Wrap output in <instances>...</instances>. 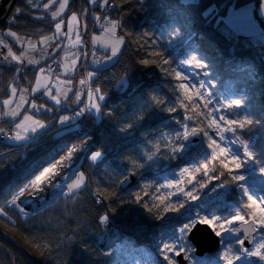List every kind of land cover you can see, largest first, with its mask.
<instances>
[{
	"label": "trees",
	"instance_id": "trees-1",
	"mask_svg": "<svg viewBox=\"0 0 264 264\" xmlns=\"http://www.w3.org/2000/svg\"><path fill=\"white\" fill-rule=\"evenodd\" d=\"M113 1L117 10L112 13L111 20L117 22L118 35L124 42L115 63L96 69L92 76L93 87L100 89L105 100L100 116L89 117L88 121L96 139L82 167L87 174V186L74 194L61 196L33 216L24 215L10 205L43 168L86 137L70 131L57 133L58 107L41 93L34 96V101L53 109L36 113L47 128L29 143L12 144L0 140V264H108L111 255L98 247L103 233L100 217L104 216V209L116 218L128 237L122 252L136 255L138 247L151 244L162 232L175 234L178 225L189 221L185 211L189 204L187 199L180 192L176 193L175 188H166L161 176L171 170L170 175L175 177L180 175L178 169L188 168L195 175V184L207 182L203 171H196L211 155L205 136L201 142L190 145L185 160H180L178 153L174 154V149L182 143L185 125L188 130L207 129L205 109L195 100H187L180 90L181 80L175 73L182 69L180 61L183 59L193 62L188 65L207 82L214 100L227 101L225 105L239 101L223 109L226 118L251 121L245 128L227 136L235 142L255 139L249 148L253 158H247L248 162L242 148L234 149L237 154H232L244 160L237 174L256 172L257 183L252 185L264 196V181L259 180L264 176L260 171L264 168V58L257 45L245 44L250 36L240 33L230 36L225 31V22L216 20L227 14L231 4L254 3L257 12L262 0ZM211 6H215L214 13L206 14ZM18 7L20 14L14 22L0 23V45L6 40L16 44L6 31L28 39H40L55 31L56 20L50 13L34 8L28 0H18ZM100 9L98 1L68 0L61 19L66 22L74 13L83 19L87 25L83 38L88 44ZM62 53L63 50L59 55ZM144 60L155 63L144 65L141 63ZM36 76L37 72L32 70H19L0 62V128L13 131L15 121L4 116L3 103L10 96L11 88H32ZM169 108H174L175 112L167 111ZM207 130L212 135V130ZM213 139L218 138L213 135ZM221 143L226 146V139ZM97 150L103 157L92 162L89 155ZM152 152L163 160L157 162L156 156L147 160ZM245 165L251 166L245 169ZM210 167L217 176L224 173L219 182H211L227 183L232 193L225 199L229 206L244 211L247 199L236 192L241 182L232 181L218 162ZM132 172L136 176L135 184L122 189V181ZM159 196L166 197L163 203L156 199ZM208 202L219 206V214L228 211L222 208L221 200ZM165 204L185 207L179 212H165ZM195 208L199 212L209 211L199 205ZM235 248L240 254V247L236 245ZM209 256L213 258V254ZM119 257L124 264L128 263L125 256ZM221 260L207 261L216 264Z\"/></svg>",
	"mask_w": 264,
	"mask_h": 264
},
{
	"label": "rangeland",
	"instance_id": "rangeland-1",
	"mask_svg": "<svg viewBox=\"0 0 264 264\" xmlns=\"http://www.w3.org/2000/svg\"><path fill=\"white\" fill-rule=\"evenodd\" d=\"M42 1L43 0H31V2H29V0H28V3L32 6L35 5L37 7L38 5L42 4ZM97 1L99 3L102 1H103V3L107 2V0H95V2H97ZM60 2H62V0H59L57 2L55 0V4H57V9H59ZM36 7H34V8H36ZM214 9H215V6H211L207 10L206 14L214 13ZM255 9H256V6L254 5V3H247V4H244L242 6H236L234 4H231L229 9H228L227 14L225 16L218 17L216 20L219 21L221 19L225 22V31L230 36H233V35L235 36L236 34H239V33L250 36L251 39L246 40L245 44L250 46V47L257 45L259 53L264 58V0H262V3L258 7L257 12L255 11ZM61 14H60V16H61ZM72 15H70L68 17L66 22L64 19H61V18H59L57 20L56 23H61L60 33H56V30H55L54 33L50 34L49 36H45V37H53L54 39H52V40L60 38L65 43V52H64L62 62H61L62 66L64 67V71H65L64 75L56 76L55 78H53L50 75H47L44 73V70L47 69V65L42 66L37 73L36 80H35L32 88L30 89V92L33 96H36V95L41 93L43 98H45L46 100H48L49 102H51L55 106H59L60 104H62L64 101H66L69 98V96L73 90L74 75L77 73L79 66H80L81 55L77 53V48L82 43L81 22H80L79 17L77 16V14H75L77 19L74 22V28H73L72 32H69L68 24H69V21L71 20ZM211 16L214 17L212 14H211ZM114 24L116 26L115 30L109 31V29L113 28ZM10 32L11 31H6V33L8 35ZM9 36H11V35H9ZM11 37L13 39H15L16 44H14L13 42H11L9 40H6V43H5L7 45V49H6L7 50V57L11 61H13V60L11 59V56H9V49H11L12 54L15 56H17V54L22 51L25 53V54H23L25 58H31L32 52H34L35 50H38L39 48H42V46L45 45L42 42V38L38 39V40H36V39H28V40L22 39L21 40V38L18 36V34H17V37L20 38L19 40L16 37H13V36H11ZM77 37H79V41H80L79 44L76 43ZM114 42H119V51H118V54L115 58H112L111 60H109L108 57L111 56V47H112V44ZM123 42L124 41H123L122 37H120L118 35V24H117V22H115V20L110 21L108 24L105 25L104 33H101V34L96 33L95 35H93L92 36V45L95 48H97V49H99L105 53V57H104L103 61L99 64H96L95 68L96 69L107 68V67L111 66L112 64H114L115 61L118 59V57H119V55L123 49ZM33 45L35 46L34 49L32 47ZM1 53H2V51H1ZM72 60H76V64L74 66L71 63ZM180 64L182 66V69L180 70V72L182 73V76L185 77V79H180L181 80L180 84L187 83L189 85L190 91H192V92L196 91V89L199 87V84H203L204 89H202L201 92H202V95L206 99L211 101L210 107L208 109L204 108V100L203 99H199V98L194 96L193 100H195L198 104H200L201 107H203V109H205V112H208V111L213 110V109L221 108L225 104H227V101L222 100L221 102H217L216 100H214L212 98L210 91L208 90L209 87H208L207 82L201 77V75L198 72L191 69L190 66L187 63H185L184 59L182 61H180ZM65 65L69 66L67 70H65ZM41 69H43V71H41ZM48 73H50L49 70H48ZM91 73L94 74V72H91ZM37 77H40L42 80L44 77H47L48 78L47 84L45 86L37 89L36 92H33L32 90L37 87V84H36ZM13 87H15L17 89V92L15 94H13L11 92L10 96L7 98V99L11 100L12 103L10 105H4V116L10 120L15 121L13 123L14 124L13 125V135L10 138H8V140L12 144H25V143H29V142L33 141L35 139V135L38 132L45 130L47 128V126H45V123L43 122V120L40 119L36 115V113L39 114V113H41V111L42 112L43 111L52 112L53 109L50 106H47L46 104H39L37 101H34L33 99L32 100L28 99L23 94L24 89H21L20 87H17V86H13ZM57 90H59V92H60V95H59L60 104H56L54 101L51 100L50 95H48L49 91H50L51 95H57ZM92 93H93L94 99L98 95H103L101 92L97 93L96 90H93ZM21 95L25 96L24 104L22 107H20L17 115L15 117H11L10 115H8V113L17 107V104H19V102H20ZM104 100H105V96H104L103 101L100 102L97 100L96 102L102 104L104 102ZM33 102H35V104L37 105V107L35 109L32 108ZM96 113H98V115L100 116L101 107H100L99 111ZM221 115L225 116L224 111L215 112L213 118L218 119L219 116H221ZM25 116H31L34 120H40L44 124L45 127L34 132V133H29L27 136H25L21 140H16L14 137L15 132L18 130L16 128V125L24 122ZM62 116H68L69 119L64 121L62 124L60 122H58L57 133L64 131V129L67 130L69 127H73V126H75V124H77V119H72V117L69 116L68 114L63 113ZM59 120H60V118H59ZM0 129L4 130V128H0ZM188 131L191 132L192 129H190ZM228 134L229 133H226V147H228L233 154H237L236 150L240 149L242 147V149H243L242 153H244V145L237 142V141L235 142V141L228 139V136H227ZM246 144H247V148H248L249 144L248 143H246ZM184 148H187V150L189 152L190 145L189 146L183 145V149ZM234 149H236V150H234ZM248 150H249V148H248ZM179 152L180 151H178L176 153L179 154ZM68 153H70V151ZM90 155H91V153H90ZM90 155H89V158H90ZM102 157H103V155L97 161L101 160ZM186 157H187V155H186ZM161 159L163 160V157L160 158V157L156 156L157 162L160 161ZM245 161L248 162L247 157L245 158ZM249 166H251V165H249ZM249 166L245 165V167H246L245 169H247ZM178 170H182V168H180ZM80 172L84 173V180H85L84 184L81 185V187H80V189H82V188L86 187L87 183H88L87 174L83 168L79 169L75 173V175L68 180V183H71L73 180H75ZM172 173L173 172L171 170H169V171H166V172L161 174V176L165 179L164 180L165 185L170 180H179L180 179V175L173 177L172 175H170ZM239 175H242L245 177L244 181L241 182L243 187L247 188V190L250 194L257 197V195L254 193V190H257L258 188H257V186L252 185L254 182L257 181L256 179L258 178V177L256 178V176H257L256 172L255 171H248V173L244 172V173L239 174ZM185 180H187V175H185ZM253 180H255V181H253ZM259 180H260V182L264 181V176H260ZM241 184L238 185L236 192L240 196H244ZM261 184H263V183H261ZM199 185L200 184H197V183L195 184L194 180L191 184H188V183L184 184L185 192H194V194L198 198L196 201L190 200L184 193H181L183 196H185V198L187 199V201L189 203L188 206L185 208V211L187 212V216L189 218V221H187L185 223L190 225V227L188 228L187 231H179V229H182V226L185 224V223H182L181 225L177 226V231L175 232V234L170 235L168 232L167 233L162 232L158 236L157 240L151 242V244L142 245L141 247H138V252H139L138 255H136L133 252H131V253L122 252V250L125 248V245L122 243L119 244L118 242H114L112 245H109L107 247L108 249L107 248L104 249L106 251V253L111 255V260L108 264H124V262L121 261V257L118 258L119 255L126 257L127 262H128L127 264H167V262L164 260L165 255H169L170 259H178L179 260V258H177L174 255V253H165L161 250L164 243L179 245V247L177 248V251H179L180 248L187 249V251L181 253V254H183L182 255L183 260H185L184 259L185 256H188V259L185 260L186 264H209L207 260L214 262L218 258L219 259L222 258V260H224L223 254L225 251H228L229 255H234V256L239 257V259L235 261L236 264H254L251 261L252 260L251 258L253 257V255H251V252L254 250L256 244L264 243V231L258 232L254 246L252 248L248 249L247 251H245L243 254L242 253L238 254L235 252V250H237V248H235V246L236 245L239 246L238 240L242 239V236L240 237L238 232L235 234H233L232 232H226L223 236H221L222 242L223 243L228 242V243H227L226 247H224V248L222 247L219 251L215 252L213 254V258L209 259L210 258L209 255L200 257V256H197L195 254V247L190 242V240L188 238V234H189L190 230L192 229V227L195 225V223H197L198 219L202 218L205 215L217 216V217L221 218L220 222L222 223L223 219L230 218V216L234 215L237 211H240L241 215L247 216V209H245L244 211L240 207H237V208L234 207L232 209V207L229 206V204L226 202L225 199L227 198V196L230 195L231 190H229L228 187H224V184H219V183L214 184V188L212 191H215L217 189H223V191L217 197L211 199V200H217L218 199V200H221L223 202V203H221L222 208L223 209L228 208V211L224 214H219V211H218L219 206H212L210 204V202H208L210 200L208 193L204 194L203 189L200 188ZM251 186H253L252 187L253 189L251 188ZM79 190H76L75 192H77ZM175 192L179 193L176 189H175ZM195 205H199L203 209L206 208L207 210H209L208 213L199 212V210L197 208H195ZM168 206L169 205L165 204L164 208L166 209V208H168ZM183 211H184V209H183ZM169 212H171V211H169ZM249 220H251L250 217L248 218V221ZM237 225L238 224L236 223L234 225V227L237 228ZM109 249H111L110 252L108 251ZM216 253H217V256L215 255ZM258 260L259 261L257 262V264H264V258L258 257ZM179 264H181L180 260H179Z\"/></svg>",
	"mask_w": 264,
	"mask_h": 264
},
{
	"label": "snow or ice",
	"instance_id": "snow-or-ice-1",
	"mask_svg": "<svg viewBox=\"0 0 264 264\" xmlns=\"http://www.w3.org/2000/svg\"><path fill=\"white\" fill-rule=\"evenodd\" d=\"M29 2H31V0H29ZM52 2H53V0H49L48 3H45L43 5V8L48 9ZM93 2H95V0H93ZM67 4H68V0H62V2H60V4H59V9L56 12H53L52 16L55 18V17L59 16L61 13H63L65 11ZM33 7H36V6L33 5ZM101 7H104V4H101ZM16 11H17V13H19L20 10L17 9ZM76 19H77V17L74 13L71 17V20L69 21V24H68L69 32H72V30L74 28V22L76 21ZM115 27L116 26L114 24L113 28L109 29V31H114ZM55 30H56V33H60L61 23L55 24ZM9 35L16 37L18 40L20 39L19 37H17V34L15 32H10ZM52 39H54V38L53 37H43L42 42L47 45ZM79 42H80L79 37H77L76 43L79 44ZM32 47H33V49L35 48L34 45ZM118 51H119V42H114L112 44V47H111V56L108 57V59L111 60L112 58H115L118 54ZM9 56H11V59L13 61H16L17 63H19L20 60L22 59L23 53L21 54V56H15L12 54L11 49H9ZM4 59L7 60L8 57H5ZM29 63L35 64V63H38V61L29 59ZM71 63L74 66L76 64V60H72ZM141 63L144 65H148L150 63L154 64L155 61L144 60ZM164 63L167 64L168 61L165 60ZM185 63L191 64L193 62L192 61H185ZM68 67H69L68 65H65V70H67ZM41 71H43V69H41ZM88 75L91 77L93 75V73L89 72ZM175 75H176L177 79H185V77L182 76V73L180 71H177L175 73ZM47 80H48L47 77H44L43 80L40 77H37V81H36L37 87L34 88L32 91L36 92L37 89L45 86L47 84ZM80 83L83 85L86 82L84 80H81ZM179 87H180V90L183 93V95L187 98V100H192L193 97L195 96L199 99L204 100V108L205 109H208L210 107L211 101L206 99L202 95V92H201V90L204 89L203 84H199V87L196 89L195 92L190 91L189 85L187 83L180 84ZM11 92L13 94H15L17 92V89L15 87H12ZM96 92L99 93L100 89H96ZM48 95H50V98L52 101H54L56 104H60V99H59L60 92H59V90H57V95H51L50 91L48 92ZM76 98H77V100L80 99V93L79 92L76 94ZM88 98H89V104L87 105V109L90 108V109L98 112L100 107H101V104L96 102V101L97 100L100 102L103 101L104 95H98L94 99L92 91H89L88 92ZM24 101H25V96L21 95L19 104H17V107L15 109L11 110L8 113V115H10L11 117H15L17 115L20 107L23 106ZM3 103H4V105H10L12 103V101L9 99H6L3 101ZM238 103H239V101H233L232 104H230V105H224L221 108L213 109V110H210L206 113H203V115L207 119V129L212 130V135L209 134V131L207 129L193 128L191 133H190L188 131L187 126L185 125V127H184L183 139H186L190 135H193L197 132H202L203 135L208 140L207 148L211 150L210 158H208L205 162L201 163L200 166L196 168L197 172L203 171L204 175L207 177V182L206 183H200V185H199V187L202 189L205 188L208 184H210L212 180H216L217 182H219L221 179V176L224 175L223 172L219 176L215 175L212 172V168L210 167V165H214L216 162L219 163L221 168L226 170L227 174H229L231 176L232 181L242 182L245 179L244 176L237 174L239 172V170L243 167L244 160L240 156L233 155L228 147L222 146L221 142H223L226 139V133H235L237 129L245 128L246 124L247 125L250 124L251 121H249L247 119H244V120L229 119L223 115L219 116L218 119L213 118L215 112L223 111L224 108L231 107V106L238 104ZM36 107H37V105L35 104V102H33L32 108L35 109ZM181 107H185V105L181 104ZM84 111H86V109H81L79 112H77V114H79L80 112H84ZM167 111L175 112V109L169 108V109H167ZM194 111L198 112V109L194 108ZM190 118L191 117H187V119H190ZM68 119H69L68 116H61L60 117V123L62 124L64 121H66ZM44 127H45L44 124L40 120H34L31 116H25L24 122L16 125V128L18 130L15 132L14 137L16 140H21L25 136H27L29 133H34V132H36V131L44 128ZM0 131H2V129H0ZM213 135L216 136L218 139H213ZM177 136H179V134H177ZM239 143L244 145V156L247 158H253V153L248 150L246 142L241 139V140H239ZM157 148H158V146H157ZM182 150H183V144L181 143L179 147L174 149V154L176 152L182 151ZM156 155H157L156 152H152L151 154L147 155V160H152L153 157H155ZM101 156H102L101 151H99V150L93 151V152H91L90 159L92 162H96L99 158H101ZM71 158H72V154L70 151L69 156L67 158H62V160L66 159V160L70 161ZM57 171H58V169H57L56 164H53L50 167L43 168V171H41L35 177V184L37 186L36 190L37 191L41 190L43 187V184L46 180L50 182L52 179L56 178ZM260 171L262 174H264V168L260 169ZM209 173H212V174L209 175ZM71 174H74V172H72ZM186 174H187V180H185ZM64 180H62L60 182V184L57 185V188L62 187ZM126 180H127V178H126ZM193 180H195V175L193 173L189 172L188 168H183L180 171V179L168 181V183L165 185V187L166 188H175L178 192L184 193L190 200L196 201L198 198L194 194V192H185V188H184L185 183L191 184L193 182ZM84 182H85L84 173L80 172L75 180H73L71 183L67 184L66 195L67 194H74L76 190L80 189L81 185H83ZM224 187H227V183L224 184ZM241 187H242V190L244 193V197H246V199H247V203H245L243 205V208L247 209V216L241 215L240 211H237L234 215H231L230 218L223 219V222L221 223L220 222L221 218H219L217 216L205 215L202 218L198 219L197 223L211 226V229L215 233L216 236H223L226 232H232L233 234L239 232L240 229L234 227V225L236 223H241V224L247 225L243 229L244 233H248V232L254 231V230L264 231V198H259V197L253 196L252 194H250L248 192L247 188L243 187L242 184H241ZM21 192H23V189H21ZM136 198H137V200H139L140 199L139 195ZM156 199H159V201L161 203H163L165 201L166 197L159 196V197H156ZM184 207L185 206L183 204H181L179 207H176V206L169 204L168 208L165 209V212H168V211H171L172 213L179 212L180 209L184 208ZM249 217L251 218V224H249V221H248ZM106 219H107L106 216L100 217L101 221H104ZM252 225L255 226V229H253ZM189 227H190V225L185 223L182 226V229H179V231H187ZM69 242H71V241L69 240ZM245 243H246V241L244 239L238 240V244L241 247H243L245 245ZM178 247H179V245H176V244L164 243L161 250L165 253H174V255L177 258H179L181 256V253L187 251V249L180 248L179 251H177ZM244 251H247V249H244ZM251 255L264 258V243L256 244L254 250L251 252ZM184 259L187 260L188 256H185ZM223 259L225 260L226 264H235V261L238 260L239 257L234 256V255H229V252L225 251L223 254ZM164 260L167 262V264H179L178 259H170L169 255H165Z\"/></svg>",
	"mask_w": 264,
	"mask_h": 264
},
{
	"label": "bare ground",
	"instance_id": "bare-ground-1",
	"mask_svg": "<svg viewBox=\"0 0 264 264\" xmlns=\"http://www.w3.org/2000/svg\"><path fill=\"white\" fill-rule=\"evenodd\" d=\"M1 1V0H0ZM17 12V11H16ZM13 15V14H12ZM12 17V16H11ZM10 17V18H11ZM51 54V52H50ZM24 66L26 64L24 63ZM76 114V112H75ZM99 117L98 113L95 112L92 114L91 117ZM89 121V117L87 120H82V125L84 126V122ZM89 139H84V141L91 140L92 141H87V143H91L89 146L85 144V146L78 150L75 151V153L72 154V158L70 161L62 158H67L70 153H67L60 158L56 159L51 165L56 164L57 165V173H56V178L52 179L50 182L45 181L43 184V187L41 190L37 191V186L35 184V179L32 180L23 190V192L19 193L16 198L14 199L13 204L10 203V205H13L19 209L21 213L24 215H32L37 212L44 211L48 207L54 204V202L62 196L64 193H67V183L70 178H72L75 173L79 170V168L83 165L84 160L83 158L85 157V154L89 150V148H92L94 143H95V136L93 135L94 132H87ZM84 134V133H83ZM13 135L12 130L5 129L0 131V140L6 143H9L10 141L8 138H10ZM91 146V147H90ZM50 165V166H51ZM49 166V167H50ZM74 172V174H71ZM65 179V180H64ZM64 180V183L62 187L57 188V185L60 184V182ZM113 219L117 222L116 218L112 216ZM103 227H106V224L103 223ZM117 224L112 225L108 229V234L105 237L106 242L104 244L109 243V245H112L116 240H127L128 237L124 234H122L118 229H117ZM258 232V230H257ZM257 234V233H256ZM255 234V235H256ZM101 240H98V243H100ZM103 242V241H102ZM103 244V245H104Z\"/></svg>",
	"mask_w": 264,
	"mask_h": 264
},
{
	"label": "water",
	"instance_id": "water-1",
	"mask_svg": "<svg viewBox=\"0 0 264 264\" xmlns=\"http://www.w3.org/2000/svg\"><path fill=\"white\" fill-rule=\"evenodd\" d=\"M17 4H18V0H1L0 1V23L8 21L10 17L13 16L12 14H14L15 11L18 9ZM81 27H82V34L85 35L87 31V25L83 19H81ZM60 50H61V47H56L52 49L51 54L49 55V57L46 59L45 62L46 63L51 62L58 55V52ZM203 137L204 135L202 132H197L193 135H190L186 139L182 138V143L184 145L199 143L202 141ZM187 152L188 150L184 148L182 151L179 152V158L184 159L187 155ZM126 178L121 183L122 189H127L129 187H132L136 182V176L133 172L130 173ZM213 188H214L213 184L210 183L205 188H203V192L208 193ZM221 192H222V189H218L210 193L209 198L212 199L218 196ZM249 224H251V221H249ZM246 226L247 225L245 224H241L238 227V229H240L239 233L244 236V240L246 241L243 247H250L254 241V237H255V234L257 233V230L244 233L243 229ZM252 227L253 229H255L254 225H252ZM188 238L195 246V252L198 256H204L205 254L213 253L221 247L220 236H216L215 233L212 231L211 226H208V225L196 223L193 226V228L190 230ZM182 255L183 254H181V256L179 257L180 263L186 264L185 260H183L182 258Z\"/></svg>",
	"mask_w": 264,
	"mask_h": 264
},
{
	"label": "built area",
	"instance_id": "built-area-1",
	"mask_svg": "<svg viewBox=\"0 0 264 264\" xmlns=\"http://www.w3.org/2000/svg\"><path fill=\"white\" fill-rule=\"evenodd\" d=\"M114 9H115V4L113 2H110L104 8V10L101 12L100 17H99L95 27H97L99 22H101L103 19L107 18L109 13ZM101 58H102V55L100 53L94 52L93 49H90V51L88 52L87 57L83 63V66H82V74L77 80V86L75 89L74 97L70 103L65 104L62 108V110L68 111L69 116H71L72 119H77V124H75V127H76L75 132H78V133H83V132H88V131L93 132L94 131L93 127L91 126V124L88 121L84 122V126L82 125L81 122H82V120H87L88 116L92 112V110L90 108L87 109V105L89 104V102H88V91L91 88L88 73H89V70L91 68L92 63L100 61ZM23 60H24V62H29V60H26V59H23ZM50 71L52 73L59 72V70L57 69V66H53ZM81 80H84L86 83L82 85L80 83ZM78 92L80 93V99L79 100H77V98H76V94ZM77 109H86V111H84L83 113L80 112V114H77ZM75 112H76V114H75ZM89 138H91V137H89ZM87 141H92V139L87 140ZM87 141H83V142L73 146L72 149L70 150L71 153L72 152L75 153V151L82 149L85 146V144H87L89 146L91 143L88 144Z\"/></svg>",
	"mask_w": 264,
	"mask_h": 264
}]
</instances>
